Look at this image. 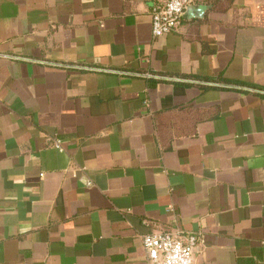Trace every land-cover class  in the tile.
<instances>
[{"label":"crops","instance_id":"obj_1","mask_svg":"<svg viewBox=\"0 0 264 264\" xmlns=\"http://www.w3.org/2000/svg\"><path fill=\"white\" fill-rule=\"evenodd\" d=\"M167 1L0 0V264H264V0Z\"/></svg>","mask_w":264,"mask_h":264},{"label":"built area","instance_id":"obj_2","mask_svg":"<svg viewBox=\"0 0 264 264\" xmlns=\"http://www.w3.org/2000/svg\"><path fill=\"white\" fill-rule=\"evenodd\" d=\"M194 0H168L164 5L153 7L151 30L154 39L175 31L181 24L186 9ZM57 147L61 141L56 140ZM92 181L86 179V186ZM199 237L193 233L158 232L142 236L146 252V264H195L194 251Z\"/></svg>","mask_w":264,"mask_h":264},{"label":"water","instance_id":"obj_3","mask_svg":"<svg viewBox=\"0 0 264 264\" xmlns=\"http://www.w3.org/2000/svg\"><path fill=\"white\" fill-rule=\"evenodd\" d=\"M206 9H207L206 6H197V7H195V6L191 5V6H189L186 9L185 15H186V13L190 14L192 12H196L197 14H201V13L205 12Z\"/></svg>","mask_w":264,"mask_h":264}]
</instances>
